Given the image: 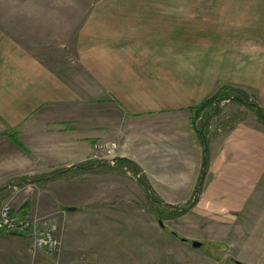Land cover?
I'll return each mask as SVG.
<instances>
[{
  "label": "crops",
  "instance_id": "1",
  "mask_svg": "<svg viewBox=\"0 0 264 264\" xmlns=\"http://www.w3.org/2000/svg\"><path fill=\"white\" fill-rule=\"evenodd\" d=\"M173 18L159 11H92L76 31L74 52H61L64 58L53 63L14 39L0 43V183L69 168L41 185L22 180L7 187L38 189L31 210L48 214L78 209L64 194L78 172L141 173L156 195L192 198L203 171L192 206L218 209L224 196L231 199L220 209L260 203L254 197L264 196V131L235 122L221 127H229L221 137V129L196 126L193 108L214 85L176 82ZM198 24L205 30V18ZM103 139L119 143L113 164L76 167L95 161L91 147ZM15 210L29 217L27 202Z\"/></svg>",
  "mask_w": 264,
  "mask_h": 264
},
{
  "label": "rangeland",
  "instance_id": "2",
  "mask_svg": "<svg viewBox=\"0 0 264 264\" xmlns=\"http://www.w3.org/2000/svg\"><path fill=\"white\" fill-rule=\"evenodd\" d=\"M120 10L174 17L176 82L214 85L207 97L224 85L240 88L264 112V0H0V43L14 39L53 63L64 58L61 52H74L76 31L90 12ZM200 18L207 22L205 30L199 27ZM247 46L250 49H244ZM217 108L206 128L221 129V137L229 129L221 127L235 122L264 131L255 109L247 104L228 97ZM209 110L193 115L198 128ZM106 140L110 139L98 141ZM119 147L118 143L117 155ZM93 150L92 145V160ZM112 172H78L69 181L73 186L64 194L77 206L75 211L55 208L39 213L31 210L39 202L38 189H2L0 207L9 203L19 210L27 202V215L44 217L61 246L46 253L32 247L28 232L2 231L0 264H264V196H255L260 203L241 210H232L234 204L220 209L231 199L224 196L218 209L204 203L175 214V206L188 205L191 196L160 194L166 204L158 206L133 173ZM193 239L201 246H191Z\"/></svg>",
  "mask_w": 264,
  "mask_h": 264
},
{
  "label": "built area",
  "instance_id": "3",
  "mask_svg": "<svg viewBox=\"0 0 264 264\" xmlns=\"http://www.w3.org/2000/svg\"><path fill=\"white\" fill-rule=\"evenodd\" d=\"M118 143L115 140L97 141L93 144V157L98 161H109L116 158ZM44 217L19 216L16 210L9 203L0 207V232H28L32 238V247L51 253L57 251L60 240L55 235L53 227L46 226Z\"/></svg>",
  "mask_w": 264,
  "mask_h": 264
},
{
  "label": "trees",
  "instance_id": "4",
  "mask_svg": "<svg viewBox=\"0 0 264 264\" xmlns=\"http://www.w3.org/2000/svg\"><path fill=\"white\" fill-rule=\"evenodd\" d=\"M228 97H232V99H234L240 103L247 104L250 107L254 108L256 113L258 114L260 120L264 124V112H263L262 108L260 107V105L257 102L252 100L251 102H254L256 105H258V108H256L254 105L248 103L250 99H249V97H247L246 92L244 90L237 88V87H228L227 85L220 87L219 89H217V91L214 94H212L211 96H208L207 98L202 100V102H200L197 106H195L193 108V115L194 116L198 115L205 108H210V110L207 111V115H206L205 119L210 118L212 113H218L217 104L219 103V101L223 98H228ZM214 100H217V102H215ZM207 122H208V120L207 121L203 120V124L201 125V127H199V129L203 130ZM198 132L201 134V132L199 130H198ZM121 161H123L124 164H128L126 159H121ZM100 162L101 161L82 162V163H78L76 165V167L82 168V169H97V168L106 166V164H100ZM206 165H207V158L205 161V167H206ZM128 167H130L129 164H128ZM205 167H204V170H205ZM68 169L67 168H56L47 174L33 175V176H29V177L19 178V181L27 180V181H32L36 184H42L43 182H45L47 180L55 179V178L59 177V175L61 173H63L64 171H67ZM137 179H138V182L143 186L149 200L155 202L158 206H160L162 204H166L164 201L160 200V198L155 193H153L149 183L147 182V180L143 174L140 173V175ZM19 181H17V182H19ZM6 188L0 187V191L2 189H6ZM196 200H197V197H196L195 201L193 202V204L196 202ZM192 205H190V202H189L188 205L183 206V207L175 206V208H174L175 212L174 213L175 214L184 213Z\"/></svg>",
  "mask_w": 264,
  "mask_h": 264
},
{
  "label": "water",
  "instance_id": "5",
  "mask_svg": "<svg viewBox=\"0 0 264 264\" xmlns=\"http://www.w3.org/2000/svg\"><path fill=\"white\" fill-rule=\"evenodd\" d=\"M248 103H250V104L254 105L256 108H258V105H256L254 102H248ZM115 159H116V158H111V159H110L109 161H107V162H104V161L100 162V164H106V165H109V166H110V165L113 164V162H114ZM76 165H77V164H76ZM96 166H97V165H96ZM202 167H203V163H202V165H201V168H202ZM138 177H139V174L136 173V178H138ZM203 177H204V172L202 171L201 174H200V178H199V181H198L197 187H196V189H195L194 192H193V195H192V198H191V201H190V205L193 204V202L195 201V199H196V197H197L198 188H199L200 184L202 183ZM16 184H17V183H15V182H14V183H13V182H9V183L3 184V185L1 186V188H5V187H8V186H15ZM67 208H68V209H75L74 206H67ZM160 223H161V222H160ZM181 240L186 241V238H185V237H182ZM190 244H191V246H193V247H200V246H201V242L198 241V240H195V239L191 240V241H190Z\"/></svg>",
  "mask_w": 264,
  "mask_h": 264
}]
</instances>
